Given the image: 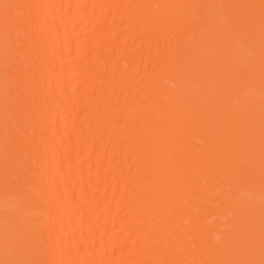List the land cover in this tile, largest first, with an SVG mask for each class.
Returning a JSON list of instances; mask_svg holds the SVG:
<instances>
[{
	"label": "bare ground",
	"instance_id": "6f19581e",
	"mask_svg": "<svg viewBox=\"0 0 264 264\" xmlns=\"http://www.w3.org/2000/svg\"><path fill=\"white\" fill-rule=\"evenodd\" d=\"M0 264H264V0H0Z\"/></svg>",
	"mask_w": 264,
	"mask_h": 264
}]
</instances>
